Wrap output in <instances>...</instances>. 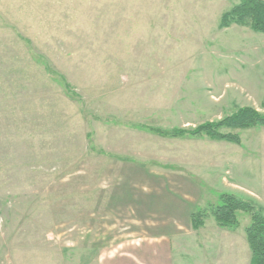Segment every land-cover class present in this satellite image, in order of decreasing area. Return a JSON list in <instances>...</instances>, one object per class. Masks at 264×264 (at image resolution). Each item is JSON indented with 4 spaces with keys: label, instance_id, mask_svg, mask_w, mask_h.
Segmentation results:
<instances>
[{
    "label": "rangeland",
    "instance_id": "obj_1",
    "mask_svg": "<svg viewBox=\"0 0 264 264\" xmlns=\"http://www.w3.org/2000/svg\"><path fill=\"white\" fill-rule=\"evenodd\" d=\"M238 4L0 0V264H158L169 238L172 264H215L243 245L249 215L234 236L191 216L233 190L264 210V127L220 130L240 146L155 132L264 115V34L220 27Z\"/></svg>",
    "mask_w": 264,
    "mask_h": 264
},
{
    "label": "trees",
    "instance_id": "obj_2",
    "mask_svg": "<svg viewBox=\"0 0 264 264\" xmlns=\"http://www.w3.org/2000/svg\"><path fill=\"white\" fill-rule=\"evenodd\" d=\"M232 25L247 27L256 33L264 34V0H239V4L222 17L220 27L229 28ZM259 127H264V115L253 108H245L232 117L200 126L194 131L166 135L160 131L155 132L160 136L170 138H184L186 135L190 137L207 136L210 140L240 146L242 143L239 136L223 134L220 130L226 128L249 130ZM239 213L247 214L251 219L250 225L245 228L252 255L251 264H264V210L253 202L236 195L222 194L219 204L210 214L194 213L191 216L192 227L197 231L203 227L206 218L212 217L219 227L237 230L241 226Z\"/></svg>",
    "mask_w": 264,
    "mask_h": 264
},
{
    "label": "crops",
    "instance_id": "obj_3",
    "mask_svg": "<svg viewBox=\"0 0 264 264\" xmlns=\"http://www.w3.org/2000/svg\"><path fill=\"white\" fill-rule=\"evenodd\" d=\"M233 191L226 192V193L223 192L220 195H222V194L236 195V196H238L240 198H243L245 200H248V201H251L252 202L251 199H247L245 197H241L240 195H238L237 193H235V191L234 192ZM238 193H240V192L238 191ZM251 195H254L255 196L256 194H255V192L252 191L251 192ZM207 222H209V219H207V221L205 222V224L203 225V227H201L197 231H203V230L207 229V225H208ZM213 227L216 228V229H218V230H221V231L229 232L227 234L228 235H232V236L238 234L237 232L241 229V227L238 228L237 230L224 229V228L219 227L218 224H217V222L215 223V225ZM243 231H244V234H245V229ZM245 236H246V234H245ZM238 239H240V240L236 244H234L235 240H233L232 243L229 241V244L232 246V252L230 254H227L226 251H225V254L224 253L222 254V259L221 260H219L218 257L215 258V259H217V261H214L215 264H241V260H239V256H240L241 249H244L243 252L246 253V255H247L246 264H250L251 256H250V248H249L248 242H247V240L244 241L243 245L241 246V244H242L241 241L242 240H241V238H238ZM170 240L171 239L169 238V242L168 243L164 242V243H159V244H151L149 246L152 249V251H153V255H154L153 257H156V255H157L158 252L162 253L163 256L158 261V264H172V260H173V254H172L173 247H172V244H171ZM154 245H156L157 247H155ZM201 252H202V254L204 253L203 251H201ZM213 252H216V251H213ZM209 255H211V254H209Z\"/></svg>",
    "mask_w": 264,
    "mask_h": 264
}]
</instances>
